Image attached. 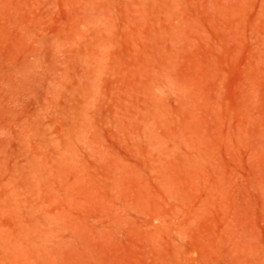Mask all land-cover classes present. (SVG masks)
<instances>
[{"label": "rangeland", "instance_id": "rangeland-1", "mask_svg": "<svg viewBox=\"0 0 264 264\" xmlns=\"http://www.w3.org/2000/svg\"><path fill=\"white\" fill-rule=\"evenodd\" d=\"M0 264H264V0H0Z\"/></svg>", "mask_w": 264, "mask_h": 264}]
</instances>
